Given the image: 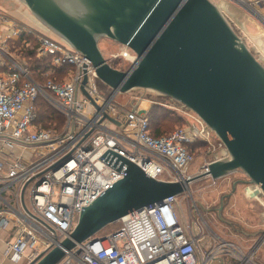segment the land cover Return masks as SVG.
I'll return each mask as SVG.
<instances>
[{"label": "built area", "instance_id": "obj_1", "mask_svg": "<svg viewBox=\"0 0 264 264\" xmlns=\"http://www.w3.org/2000/svg\"><path fill=\"white\" fill-rule=\"evenodd\" d=\"M212 1L224 14L229 15L224 6L234 4L264 22V0ZM54 35L0 12V233L14 229L13 237L4 240L7 259L17 264L29 250L31 262L68 238L80 212L124 177V169L115 167L116 153L158 181L181 183L184 193L127 214L115 231L77 243L58 264H264V230L246 249L212 230L194 201L189 210L183 205L194 181L210 177L217 185L208 173L210 163L230 159L217 135L194 113V123L153 136L149 110L141 103L130 109L118 105L119 91L106 96L92 62ZM33 42L36 57H50L49 64L57 68L71 67L64 80L39 84L33 79L28 62L18 59ZM136 57L127 47L119 56L132 65ZM38 96L65 115L62 133L36 127ZM213 137L221 149L191 173L196 156L189 147L200 140L211 143ZM10 150L21 152L23 160L35 154L37 159L6 160ZM26 184L25 207L21 192ZM255 186L252 193L264 199Z\"/></svg>", "mask_w": 264, "mask_h": 264}, {"label": "water", "instance_id": "obj_2", "mask_svg": "<svg viewBox=\"0 0 264 264\" xmlns=\"http://www.w3.org/2000/svg\"><path fill=\"white\" fill-rule=\"evenodd\" d=\"M19 1L87 57L114 92L151 90L194 112L230 154V159L208 165L213 179L241 171L248 179L235 182L234 190L241 182L264 191V64L212 0ZM102 38L136 54L129 70L108 62L99 47ZM104 117L121 125L107 113ZM112 154L124 177L80 212L68 238L28 264H58L66 251L109 224L184 193L181 183L158 181L129 159Z\"/></svg>", "mask_w": 264, "mask_h": 264}, {"label": "rangeland", "instance_id": "obj_3", "mask_svg": "<svg viewBox=\"0 0 264 264\" xmlns=\"http://www.w3.org/2000/svg\"><path fill=\"white\" fill-rule=\"evenodd\" d=\"M224 7L227 8V11L229 12V15H224L226 16L230 24L244 40V42L257 57V59L262 64H264V22L256 19V17H254L251 13L234 4H232L231 6L225 5ZM261 11L264 13V10ZM0 12L5 14L7 13L10 17H12V19L21 21L29 25L30 27L38 29L39 31H43L45 35L55 36L54 33H50L48 29H44L45 27H43V25L38 22V20L27 9V7L24 6L19 0H0ZM33 47H35V42L30 44V48L28 50L21 52L22 55L18 57L19 61L24 62L25 60V62H28L29 64V51H33L35 53V48ZM99 47L108 62L112 65L116 64L117 68L125 70L129 65L132 66L129 60L127 61L123 58H119L121 52H123V50L125 49V46L120 45L119 43L111 41L107 38H102L99 41ZM70 69L68 70L67 74L70 72ZM49 73L47 76H50L51 78H49L48 80H58V75H54L52 77V75H50ZM66 76L67 75L65 74L64 79ZM33 79L39 84H45L48 81H46L45 78L41 81H37L34 77ZM97 86L100 91L103 92L106 96L110 95L113 91L107 84H105L101 80H98ZM115 101L118 105H122L126 109H130L132 107V104H139L141 102H144V104L145 102H148V108L150 109L153 102H155L165 105V107L171 109L177 116L181 114L184 115L183 123L181 121L176 122L175 125L169 130L170 132H172L176 128L186 127L187 121H189L190 123L195 122L194 118L196 115L194 114V112L187 109L181 103L177 101L173 102L168 98L162 97L157 92L151 90L134 89L126 93L120 92ZM63 117L64 122L61 124V130L57 131L55 128H42L46 130L53 129L59 133H62L66 125L65 115H63ZM36 127L39 128L41 126L36 124ZM220 149L221 148L216 137L211 138V143L200 140L192 145V150L195 153L196 157L195 162L190 167V172L195 173L197 170H199V168H201L207 161L214 158L215 154ZM12 157L13 159L19 157L21 160V152H16V150L11 151L4 158L6 160H9ZM36 159L37 155L35 154L33 156H26L25 160H23L22 158V161L29 162L30 160L34 161ZM247 179V176L241 171H237L228 176L218 179V183L215 186L212 185V179L210 177L198 179L191 184V195H189L190 198L184 199L183 202L184 207L189 210V208L192 207L194 201L198 207V210L201 212L200 214L205 218L212 230H214L220 236L240 244L246 249L250 245H252L254 241H256V239L264 230L263 197L261 195L260 197H258L257 195L252 193L250 187L252 185L248 183L239 182L236 186V189H233L235 182ZM9 193L10 192H7L6 196L8 198H11L12 195H10ZM11 193L13 192L11 191ZM228 195L229 198H226V196ZM28 196L29 187L27 188V190H25L26 203ZM119 226L120 223L118 221L109 224L101 231H99L98 235L106 236L115 231ZM13 232L14 229H12L11 227L7 231L1 232L4 233V238L2 239L0 237V241L4 242V240L6 241L7 239H11L13 237ZM262 253L260 258L262 261H264V253ZM0 256L4 261V264H10L9 261H7L6 257L1 254ZM24 264L28 263L25 261Z\"/></svg>", "mask_w": 264, "mask_h": 264}, {"label": "trees", "instance_id": "obj_4", "mask_svg": "<svg viewBox=\"0 0 264 264\" xmlns=\"http://www.w3.org/2000/svg\"><path fill=\"white\" fill-rule=\"evenodd\" d=\"M29 66L33 77L37 81L46 79V81L51 78L47 76L49 72L52 77L58 75V80H63L65 74L67 75L69 66L57 68L49 64L50 57L38 58L33 51H29ZM117 68L116 64H113ZM130 65L124 70L130 69ZM120 69V68H119ZM159 94V93H158ZM162 97L168 98L160 94ZM169 100L176 102L170 98ZM36 124L44 128H55L57 131L61 130V124L64 122L63 115L56 110L52 105H50L44 98L38 96L36 99ZM184 115H176L171 109L165 107V105L153 102L149 111L150 118V132L155 137H160L165 134L170 133V129L175 125L176 122H182ZM189 148H192L190 146ZM226 198H229L226 196Z\"/></svg>", "mask_w": 264, "mask_h": 264}, {"label": "crops", "instance_id": "obj_5", "mask_svg": "<svg viewBox=\"0 0 264 264\" xmlns=\"http://www.w3.org/2000/svg\"><path fill=\"white\" fill-rule=\"evenodd\" d=\"M141 104H142V107L144 108V109H146V110H149L150 111V109L148 108V102L146 103L145 102V104H144V102H141ZM143 104H144V106H143ZM146 106V107H145ZM251 187V186H250ZM251 190H252V188H251ZM0 237L3 239L4 238V233H0ZM4 250H5V243L3 242V241H0V254L1 255H3L4 257H6L5 256V254H4ZM29 250H27L26 252H25V256L22 258V260L20 261V262H18L17 264H24L25 263V261L28 263L29 262V259L27 258V255H29ZM263 254V253H262ZM26 257V258H25ZM7 258V257H6ZM2 258H1V256H0V261H2V262H0V264H4V261H3V259L1 260ZM7 261H9V263L10 264H16V263H14V262H12V261H10L9 259H7Z\"/></svg>", "mask_w": 264, "mask_h": 264}, {"label": "bare ground", "instance_id": "obj_6", "mask_svg": "<svg viewBox=\"0 0 264 264\" xmlns=\"http://www.w3.org/2000/svg\"><path fill=\"white\" fill-rule=\"evenodd\" d=\"M251 188L254 190V189H257V187L255 185H252Z\"/></svg>", "mask_w": 264, "mask_h": 264}]
</instances>
